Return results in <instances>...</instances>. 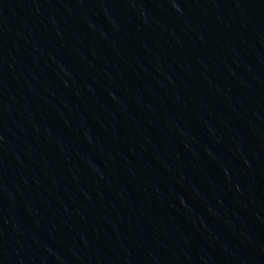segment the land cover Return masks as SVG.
Masks as SVG:
<instances>
[{"label": "water", "instance_id": "95a60500", "mask_svg": "<svg viewBox=\"0 0 264 264\" xmlns=\"http://www.w3.org/2000/svg\"><path fill=\"white\" fill-rule=\"evenodd\" d=\"M107 264H264V0L185 100Z\"/></svg>", "mask_w": 264, "mask_h": 264}]
</instances>
